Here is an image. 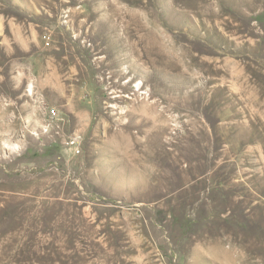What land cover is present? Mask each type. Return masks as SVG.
<instances>
[{
	"label": "rangeland",
	"instance_id": "rangeland-1",
	"mask_svg": "<svg viewBox=\"0 0 264 264\" xmlns=\"http://www.w3.org/2000/svg\"><path fill=\"white\" fill-rule=\"evenodd\" d=\"M0 264H264V0H0Z\"/></svg>",
	"mask_w": 264,
	"mask_h": 264
},
{
	"label": "built area",
	"instance_id": "built-area-1",
	"mask_svg": "<svg viewBox=\"0 0 264 264\" xmlns=\"http://www.w3.org/2000/svg\"><path fill=\"white\" fill-rule=\"evenodd\" d=\"M52 117V119H55L56 118V113H52V115H51ZM76 138L74 137V138H72L70 141H69V145L70 146H72L73 148H75V144H76ZM76 152H78V151H76Z\"/></svg>",
	"mask_w": 264,
	"mask_h": 264
}]
</instances>
